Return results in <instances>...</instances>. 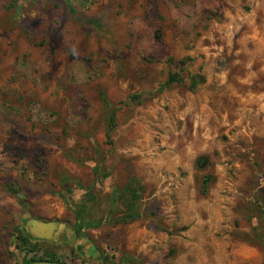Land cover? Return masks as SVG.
Wrapping results in <instances>:
<instances>
[{"label": "rangeland", "instance_id": "374dc122", "mask_svg": "<svg viewBox=\"0 0 264 264\" xmlns=\"http://www.w3.org/2000/svg\"><path fill=\"white\" fill-rule=\"evenodd\" d=\"M17 3L0 0V264H264V0ZM30 220L62 226L33 239Z\"/></svg>", "mask_w": 264, "mask_h": 264}, {"label": "trees", "instance_id": "16d2710c", "mask_svg": "<svg viewBox=\"0 0 264 264\" xmlns=\"http://www.w3.org/2000/svg\"><path fill=\"white\" fill-rule=\"evenodd\" d=\"M22 0H18L17 7H20ZM180 64H184V60L179 62ZM199 78V79H198ZM198 79V81H197ZM178 81H181V78H179L177 73H171L169 74V77L167 81L164 84V87L170 86L173 83H176ZM204 78L202 76H193L190 80V89L194 90L199 82H203ZM107 123H108V131L110 132L115 127V116H114V110L108 113L107 116ZM208 181L207 178L204 179V183ZM137 188H127L125 192L128 193V196L125 200V203L127 205L128 213L126 216L121 218L122 222L131 221L135 217V213L131 211V208L133 207L134 201L138 198V195L136 194ZM76 217H78L76 215ZM40 260H49V261H62L61 259L54 258V257H42V256H31L29 258H24L21 263L31 262V261H40Z\"/></svg>", "mask_w": 264, "mask_h": 264}, {"label": "water", "instance_id": "95a60500", "mask_svg": "<svg viewBox=\"0 0 264 264\" xmlns=\"http://www.w3.org/2000/svg\"><path fill=\"white\" fill-rule=\"evenodd\" d=\"M62 225L55 221L30 220L27 227V234L33 239L51 240L55 237L56 231ZM21 264H74L61 261H31Z\"/></svg>", "mask_w": 264, "mask_h": 264}, {"label": "flooded vegetation", "instance_id": "af4514ba", "mask_svg": "<svg viewBox=\"0 0 264 264\" xmlns=\"http://www.w3.org/2000/svg\"><path fill=\"white\" fill-rule=\"evenodd\" d=\"M75 264V263H74ZM117 264H124V263H117Z\"/></svg>", "mask_w": 264, "mask_h": 264}]
</instances>
